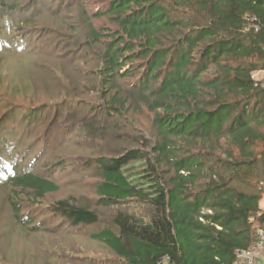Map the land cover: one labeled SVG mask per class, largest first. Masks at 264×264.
<instances>
[{
  "label": "trees",
  "instance_id": "16d2710c",
  "mask_svg": "<svg viewBox=\"0 0 264 264\" xmlns=\"http://www.w3.org/2000/svg\"><path fill=\"white\" fill-rule=\"evenodd\" d=\"M97 1L92 13L78 6L70 26L58 15L93 57L82 77L91 88L64 90L63 106L95 105L108 120L99 137L118 146L92 161L95 205L112 229L91 238L115 264H234L264 228V78L253 77L264 71V0ZM15 2L0 0V23ZM23 112L33 124L34 108ZM3 159L0 187L10 188L5 204L18 230L33 225L18 201L39 206L59 187L15 162L8 175ZM48 208L72 229L100 222L85 202Z\"/></svg>",
  "mask_w": 264,
  "mask_h": 264
},
{
  "label": "rangeland",
  "instance_id": "374dc122",
  "mask_svg": "<svg viewBox=\"0 0 264 264\" xmlns=\"http://www.w3.org/2000/svg\"><path fill=\"white\" fill-rule=\"evenodd\" d=\"M97 2L16 0L11 18L0 23V38L5 39L0 45H8L9 50L8 54L0 53V155L4 172L9 175V166L15 162L18 171L33 169L59 187L57 194L46 196L39 206L29 199L18 201L23 205L24 222L33 220V225L18 230L10 226L11 212L5 204L11 197L6 192L10 188L0 187V264H115V256L91 238L102 229H112L106 211L95 205L99 170L92 161L108 156L118 146L99 137V127L108 120L98 114L95 105L64 107L62 102L67 94L64 90L73 97L80 87L92 86V78L82 79L93 69L92 54L69 26L76 21L78 6L92 13ZM58 15L66 19L68 27L60 23ZM101 23L94 19L95 25ZM66 64L71 69H64ZM253 77L264 78V71ZM59 101L62 103L56 105ZM28 106L34 108L33 124L25 122L23 111ZM12 114V124L3 121ZM62 199L90 205L100 222L72 229L49 211L50 204ZM130 206L137 213L141 210ZM34 227L38 230L33 231Z\"/></svg>",
  "mask_w": 264,
  "mask_h": 264
},
{
  "label": "built area",
  "instance_id": "2783aa9c",
  "mask_svg": "<svg viewBox=\"0 0 264 264\" xmlns=\"http://www.w3.org/2000/svg\"><path fill=\"white\" fill-rule=\"evenodd\" d=\"M262 198L264 199V185L262 191ZM258 240L253 248L243 250L237 253L234 264H255L254 259L257 254L264 249V228L257 229Z\"/></svg>",
  "mask_w": 264,
  "mask_h": 264
},
{
  "label": "crops",
  "instance_id": "0c3cea01",
  "mask_svg": "<svg viewBox=\"0 0 264 264\" xmlns=\"http://www.w3.org/2000/svg\"><path fill=\"white\" fill-rule=\"evenodd\" d=\"M259 208L264 212V199L262 198L259 203ZM255 264H264V249L260 251L254 259Z\"/></svg>",
  "mask_w": 264,
  "mask_h": 264
}]
</instances>
